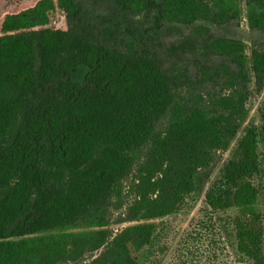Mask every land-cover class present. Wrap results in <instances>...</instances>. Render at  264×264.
I'll return each instance as SVG.
<instances>
[{"label":"trees","instance_id":"1","mask_svg":"<svg viewBox=\"0 0 264 264\" xmlns=\"http://www.w3.org/2000/svg\"><path fill=\"white\" fill-rule=\"evenodd\" d=\"M245 1L264 33V0ZM87 3L111 13L93 23ZM239 17L238 0H0V264H143L146 221L205 189L264 91V45L249 56L213 34ZM170 26L193 30L164 48ZM261 118L206 193L213 211L237 210L218 230L239 264H264V105Z\"/></svg>","mask_w":264,"mask_h":264},{"label":"rangeland","instance_id":"2","mask_svg":"<svg viewBox=\"0 0 264 264\" xmlns=\"http://www.w3.org/2000/svg\"><path fill=\"white\" fill-rule=\"evenodd\" d=\"M238 4L240 9L239 20L221 28L213 27V34L242 41L246 46L247 54L250 56L255 42L264 45V33L250 29L246 1L238 0ZM84 10L87 16L92 17L93 23H96V20L98 22L100 18L110 15L112 6L108 3L101 5L87 3ZM129 25L142 30H150L153 27V19L151 17H136L130 21ZM192 30V27H165L160 30L161 44L165 48L189 36ZM150 34L154 35L152 32ZM146 37L148 36L146 35ZM251 89H254V85L251 86ZM263 105L264 91L261 94L253 92L248 102L249 114L245 124L230 149L219 155V161L214 172L202 192L189 195L178 214L146 221L156 224V235L149 246L140 252L132 251L133 257L138 262L143 264H239L233 249V238L230 235H221L218 230L221 228L222 233H225L228 228L231 229L232 220L236 217L237 210L213 211L206 204V193L220 176L222 168L231 158L238 139L242 137L244 131L250 126L262 125L261 109ZM262 147L264 149L263 145ZM131 182L125 183L122 198L124 208L115 214L114 219L126 209L133 199L129 188ZM254 183L260 190L257 208L264 218V179L256 177ZM121 227L123 226L117 225L113 229L117 231Z\"/></svg>","mask_w":264,"mask_h":264}]
</instances>
